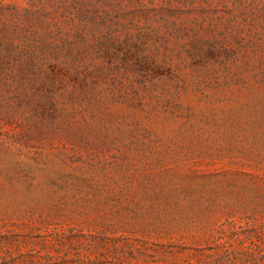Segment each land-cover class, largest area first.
Masks as SVG:
<instances>
[{"label":"rangeland","instance_id":"rangeland-1","mask_svg":"<svg viewBox=\"0 0 264 264\" xmlns=\"http://www.w3.org/2000/svg\"><path fill=\"white\" fill-rule=\"evenodd\" d=\"M0 264H264V0H0Z\"/></svg>","mask_w":264,"mask_h":264}]
</instances>
